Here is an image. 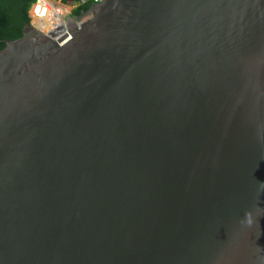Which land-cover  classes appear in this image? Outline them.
<instances>
[{
    "label": "water",
    "instance_id": "water-1",
    "mask_svg": "<svg viewBox=\"0 0 264 264\" xmlns=\"http://www.w3.org/2000/svg\"><path fill=\"white\" fill-rule=\"evenodd\" d=\"M66 26L0 50V264H264V0Z\"/></svg>",
    "mask_w": 264,
    "mask_h": 264
},
{
    "label": "trees",
    "instance_id": "trees-1",
    "mask_svg": "<svg viewBox=\"0 0 264 264\" xmlns=\"http://www.w3.org/2000/svg\"><path fill=\"white\" fill-rule=\"evenodd\" d=\"M69 7H74L72 15L79 16L86 12L93 0H54ZM36 0H0V50L5 41L20 38L25 28L30 24L29 10ZM50 2V1H49ZM35 15L32 11V13Z\"/></svg>",
    "mask_w": 264,
    "mask_h": 264
},
{
    "label": "built area",
    "instance_id": "built-area-1",
    "mask_svg": "<svg viewBox=\"0 0 264 264\" xmlns=\"http://www.w3.org/2000/svg\"><path fill=\"white\" fill-rule=\"evenodd\" d=\"M45 1L48 0H36L34 4H32L30 10H29V17L33 23V18L35 17L32 13L41 16L40 18L44 19L43 14L46 10H50V14H53L52 18L50 19L52 24L44 30L41 28L42 26L40 24H36V28L40 29L44 33L48 34L50 37H52L54 40H59L62 39L63 37L66 36L64 40L60 44H64L69 40V35L67 31V26H66V16L63 15L62 11H59L57 8H55L54 3H49L47 4ZM94 3H97L101 0H93ZM49 2V1H48Z\"/></svg>",
    "mask_w": 264,
    "mask_h": 264
},
{
    "label": "bare ground",
    "instance_id": "bare-ground-1",
    "mask_svg": "<svg viewBox=\"0 0 264 264\" xmlns=\"http://www.w3.org/2000/svg\"><path fill=\"white\" fill-rule=\"evenodd\" d=\"M47 4L51 3L48 1H45ZM53 14H50V10H46L43 14L44 19L40 18L39 16H37L35 19H33V24L36 26V24H40L44 30H46V28L48 26H50L52 24L51 20L48 22V18H52Z\"/></svg>",
    "mask_w": 264,
    "mask_h": 264
},
{
    "label": "rangeland",
    "instance_id": "rangeland-1",
    "mask_svg": "<svg viewBox=\"0 0 264 264\" xmlns=\"http://www.w3.org/2000/svg\"><path fill=\"white\" fill-rule=\"evenodd\" d=\"M48 1H50L52 4L54 3V2H52V0H48ZM57 3H58V4L54 3V6H55V4H56L57 6H55V8H58V7H59V11H62L63 15H67V16H68V15H69V16L72 15V10H73L74 7H69V6H68V8H65L64 6H62L63 4L61 5L60 2H57ZM48 4H49V3H48ZM49 5H50V4H49ZM67 16H66V17H67ZM50 19H51V18H48V22L50 21Z\"/></svg>",
    "mask_w": 264,
    "mask_h": 264
},
{
    "label": "crops",
    "instance_id": "crops-1",
    "mask_svg": "<svg viewBox=\"0 0 264 264\" xmlns=\"http://www.w3.org/2000/svg\"><path fill=\"white\" fill-rule=\"evenodd\" d=\"M53 1H54V0H53ZM53 1H52V2H53ZM54 3H55V2H54ZM56 4H58V3L56 2ZM56 4H55V6H57ZM61 5H62V4H61ZM62 6H64L65 8H68V6H65V5H62ZM57 9L59 10V7H58Z\"/></svg>",
    "mask_w": 264,
    "mask_h": 264
}]
</instances>
